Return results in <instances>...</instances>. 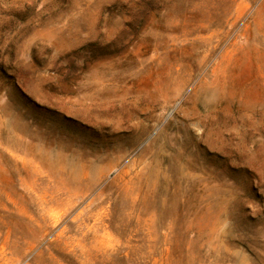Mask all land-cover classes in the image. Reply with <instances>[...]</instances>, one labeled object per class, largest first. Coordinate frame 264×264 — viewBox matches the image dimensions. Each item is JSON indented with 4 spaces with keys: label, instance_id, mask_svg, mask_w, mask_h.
<instances>
[{
    "label": "rangeland",
    "instance_id": "374dc122",
    "mask_svg": "<svg viewBox=\"0 0 264 264\" xmlns=\"http://www.w3.org/2000/svg\"><path fill=\"white\" fill-rule=\"evenodd\" d=\"M0 264H264V0H0Z\"/></svg>",
    "mask_w": 264,
    "mask_h": 264
}]
</instances>
